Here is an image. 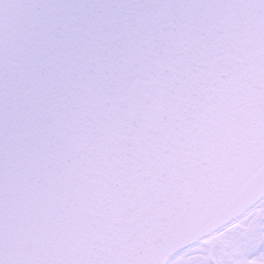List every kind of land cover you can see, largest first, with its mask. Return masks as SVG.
I'll use <instances>...</instances> for the list:
<instances>
[{
    "label": "snow or ice",
    "instance_id": "1",
    "mask_svg": "<svg viewBox=\"0 0 264 264\" xmlns=\"http://www.w3.org/2000/svg\"><path fill=\"white\" fill-rule=\"evenodd\" d=\"M0 264H264V0H0Z\"/></svg>",
    "mask_w": 264,
    "mask_h": 264
}]
</instances>
